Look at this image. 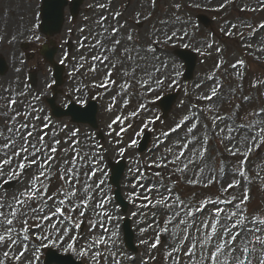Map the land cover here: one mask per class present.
<instances>
[{"label":"rangeland","instance_id":"374dc122","mask_svg":"<svg viewBox=\"0 0 264 264\" xmlns=\"http://www.w3.org/2000/svg\"><path fill=\"white\" fill-rule=\"evenodd\" d=\"M89 1L84 4L83 9L90 5ZM238 1L230 0L226 10V4L223 3V0H130L134 6L133 12L138 11L140 15L149 12V22H145L147 26H143L138 32L135 24L134 27L130 26L125 29L127 25L122 20L119 22L109 20L108 24L110 25L116 27L123 25L124 27H120L123 30L121 32L127 37L132 30L131 36L138 33V39L147 41L146 44L149 46L155 44V40L151 37L152 30H162L163 28L162 31L164 32V29L173 28L170 29L173 31L168 30L164 35L170 37L172 32L177 31L183 37L181 39L182 47L197 54L198 60L195 77L189 83L183 81L178 83L176 68L173 65L167 66V69L164 68V72H161L159 76L151 77L148 83H143L149 88V111L133 96L127 99L122 95L117 97L116 105L125 99L131 104L125 108H121V106L118 109L114 108L111 111L108 110L109 108H103L98 116L99 132L97 133L103 136L100 141L97 139V133L85 126L72 125L68 119L57 120L52 118L46 110L44 96L39 101L37 108L39 111L30 109L31 102L21 92L22 86L29 89L23 80V74L33 69L38 61L34 59L24 60L22 53L20 54L19 45L29 43L31 44L30 49L35 50L41 44V42L33 43L36 35L38 0H0V56L6 60L9 68L8 74L4 78H0V132L8 134L9 124L18 127L21 123H25L24 115H19L16 121H12L11 117L20 113H27L29 122L35 117H39L35 123L40 127H43L44 122L47 121L49 135L58 133L54 139L61 141V150L67 147L63 143L64 140L78 139L81 141L79 147L82 151H98L99 155L95 156L94 160L96 161V168L102 169V171H98L97 175L93 177L92 185L95 187V184L100 183L101 180L103 183L99 189L93 192V208L95 203H100L103 198L109 201L105 205V210L114 218H119L108 223L110 229L108 233H101L99 229L89 233L87 225H85L81 229L82 238L79 240V244L74 246V251L71 253L65 251L67 238L65 243L53 249L61 254H71L82 264H93L91 252L89 257L82 258L78 255L79 251L93 236L99 238L102 235L105 237L106 244L111 243L107 237L114 233L115 243L112 244V248L108 249L106 246H101L100 251L108 255L107 260L103 256L100 258V264H115L110 255L111 252L117 254L120 264H145V262L147 264H172L171 257L165 259L168 252L173 248L171 233L164 229L163 225L167 215L173 209L137 208L136 204L144 202L142 198L129 203L130 197L137 191L132 185L139 178L141 171L146 174L150 172L160 173L159 178L150 176L146 181L147 184L160 186L161 180L163 181L161 193L149 194L152 197V202L157 199L163 200V196L167 195L169 196V204L177 202L181 204V207L175 210L182 213L193 211L195 208L204 205V210L193 217L197 222L211 216V213L218 210L219 207H224L229 212L235 210V203H240L245 199L244 193L246 191L247 200L242 205V210L238 212V216L243 215L245 217V231L247 228L257 229L255 233H249L251 239L254 240L257 236L264 234L260 231L261 227L264 226L249 223L251 220L264 219V30L260 36L255 37L256 40L245 41V37L253 36L256 28L264 24V5L260 6V2H264V0H252L253 2L240 0V5L237 6ZM116 2V8L122 10L125 5L124 0H116ZM108 3L109 0L106 1V4ZM231 3L233 4L231 5ZM207 8H213L215 11L213 13L202 11ZM133 12H131V16ZM199 13H204L213 20L212 29H204L200 25H196L195 15ZM131 16L130 14L125 16L130 23L132 20H136L134 16H132L134 19ZM84 17L85 14L82 17L80 15L73 24H67L65 31L59 37L69 38L71 30H74L75 34L78 33L77 38H80L82 33L80 30L83 29L82 26H85L83 24ZM89 20L91 21L90 26L85 27L94 29L96 26L94 18L89 16ZM160 20L162 21L160 22ZM138 21L141 22V19ZM163 32L160 34L162 35ZM87 33L91 39L94 38L92 30H88ZM116 39L111 41L114 42ZM119 40L121 44L122 36L119 37ZM120 44L115 45V48L120 47ZM125 48H133V46L126 44ZM49 72V68L43 64L38 66V75L41 76L37 81L36 91L37 89L40 92L46 91L45 86ZM158 80H163L164 83L157 84ZM141 88L135 85L132 90L138 95L141 92L136 93V91L142 90ZM153 89L156 90L153 91ZM29 90L31 91V89ZM175 90H179L180 97L171 113L168 114L167 119L162 120L154 103L165 92ZM214 90L216 91L215 96L212 100H208L207 97L212 95ZM39 95L40 93H38ZM13 99L16 101L13 105L14 110L7 107ZM59 100H62V95L55 101L58 105ZM140 106L143 107L140 108ZM133 113L138 114L128 119ZM118 116L124 119L123 125H113L112 129H109V125ZM149 121H154V123L149 124ZM146 124L147 128H145ZM193 124H196V128L192 133H189L187 129ZM129 125L131 127H128ZM121 127L128 128V130L122 134V137H118L116 133L121 131ZM229 127L233 131H229ZM142 128L144 129L143 132H141ZM173 129L178 130L173 132ZM110 131L112 135L108 134ZM72 132H76L77 136L71 137ZM138 132H141L139 136H137ZM144 132L151 137L150 145L147 152L138 154L136 147L128 148V144L133 139L136 140L137 144ZM166 133L168 135H165ZM188 139H195L196 142L184 150L185 158H182L181 162L176 165H168L167 168L148 167L149 164L158 161L161 164H166L168 160L174 159L175 154L183 150L182 147H176V145L182 146L187 143ZM205 140H207L206 144L203 143ZM3 143L4 141L0 140V146ZM93 144L97 145L96 149L84 147V145ZM249 147L253 150L249 152L244 163L243 171L247 177L245 180L239 175L241 161L244 160V157L239 154L232 155L229 148H232L233 151L239 148L243 152L247 151ZM200 150L205 152L202 158L198 155ZM121 151H124L123 156L119 155ZM4 158L0 157V160ZM68 159H71V155L68 156ZM118 159H123L127 163L126 171L120 181V193L123 200L128 204L125 215L130 220V228L134 233V244L138 249L135 255L128 253L123 247L120 226L124 216L113 201V189L107 181L109 165ZM187 160L193 162L184 172H180L179 168L183 167ZM17 162L18 160L14 161L13 166ZM11 170V167H6L4 172L0 173V186H2L0 187V199L4 200L6 207L8 204L14 203L20 193L28 191L27 186L37 172V169H30L21 178L12 176L10 182L5 184L4 181L9 180L7 173ZM52 173V178L49 180V195L62 188L57 169L53 168ZM232 183H238V187L223 192ZM6 185H12L13 188L10 187L6 190ZM169 187L172 188L171 192H168ZM141 191L143 190L141 189ZM225 198H234L233 204L219 206L208 203ZM134 213L135 215H133ZM142 213L145 214L142 215ZM91 216L90 210L86 220L90 219ZM103 219L108 220L107 217ZM149 224L156 225L164 233L160 236L159 246L156 249H151L150 245L156 241L157 232L149 228ZM31 226L35 227L34 224ZM15 227L18 231L23 229L22 224H16ZM144 228H148V231L141 234V229ZM208 231L209 229H205L204 234L206 235ZM0 234L10 235L17 241L20 240L18 235L9 234L2 229H0ZM37 234H39L38 231L29 235ZM142 241H147V243H142ZM185 243L187 244V242ZM200 243L203 241L201 240ZM247 248L252 250L250 253L251 264H260L259 258L264 256V245L249 243ZM46 249L40 241L31 240L25 256L17 261L14 257L23 250V245L9 248L7 244H0V260L3 261V264H33V262L34 264H42L43 253ZM211 250L215 251V249ZM4 251L9 252L8 257L3 256ZM183 251L184 249H181V264H183ZM200 251L201 249L198 248L197 256H199ZM240 255L247 264L248 255L245 253ZM222 258L227 261V264H232L231 256L222 254ZM204 264H215V262L206 260Z\"/></svg>","mask_w":264,"mask_h":264},{"label":"snow or ice","instance_id":"6c2138e0","mask_svg":"<svg viewBox=\"0 0 264 264\" xmlns=\"http://www.w3.org/2000/svg\"><path fill=\"white\" fill-rule=\"evenodd\" d=\"M111 2V0H109ZM103 7V6H102ZM106 19V18H104ZM113 19H116L114 16ZM98 23L103 24V19L98 21ZM120 27H124L120 25ZM264 28V25H261ZM118 29L113 30L111 33L104 30L98 35L102 39H108L109 37H114L117 35ZM175 35V34H173ZM181 39L183 37H180ZM131 40V35L128 37ZM172 37H168L171 40ZM167 43V41H164ZM120 40L114 41V46L105 47L100 40H97L95 44H91V47L96 49L97 55L92 59L90 72L96 73L98 70L97 65L104 66L102 70L106 71V76L104 80L99 85H93V87H101L106 89H111L115 81H110L109 78L113 76L112 69L117 67V64L112 62L109 64V57L104 55V52H115V45H119ZM148 51H153L149 48ZM123 56V53H120ZM131 59V58H130ZM63 63V61H61ZM83 63V61H81ZM235 67V66H234ZM79 71V69H77ZM135 68H133V72ZM158 71V70H157ZM122 76L129 77L132 72L124 71L121 73ZM155 75V72L152 73ZM163 80H158L157 84H163ZM142 84L141 87H144ZM49 88L52 87L51 84L48 85ZM123 89L124 93H128L131 88L130 84H121L119 86ZM156 89H153L155 91ZM120 92H117L116 97H113L111 104L114 106L117 102V97L120 96ZM216 91L214 90L212 95L207 97L208 100H212L215 96ZM15 99L7 105L9 109H13L15 104ZM121 108L128 106V100L125 99L120 105ZM83 107V105H81ZM14 110V109H13ZM109 111L112 110L110 107ZM37 111H39L37 109ZM138 113H133L128 119L133 118ZM19 115L25 116V123H21L18 127H14L12 124L8 125V134L0 132V140L4 143L0 146V157H5L0 160V173L4 172L6 167H11V172H8L9 180H5L4 183L8 184L12 176L21 178L23 174L30 169H37V172L33 175L30 183L28 184V191L22 192L16 197L14 203H10L5 206L4 200L0 199V229L9 233L18 235L20 240L17 241L10 235L0 234V244H7L9 248L15 247L17 245H23V250L19 252L17 256L14 257L15 260L19 261L25 256L28 251V246L31 240L40 241L44 248H54L59 247L61 244L65 243L67 238L68 242L66 244V252H73L74 246L79 244V240L82 238L81 229L87 225L88 232L92 233L99 231L101 233H108L110 231L108 223L113 221L114 218L108 211L105 210V205L108 204V200L102 198L100 203H95L93 208L92 202L94 201L93 192L100 188L103 180L100 183L92 185L93 177L97 175L98 171L102 169L96 168V161L94 157L99 155L98 151H82L79 145L81 141L78 139L63 141L67 147L60 149L61 141L59 139H54L58 133H52L49 135L47 121L44 122V126L40 127L35 123L39 117H35L31 122L28 121L27 113H20L12 116V121H16ZM124 119L118 116L113 120L112 124L109 125V129H112L113 125H123ZM149 124L154 123V121H149ZM215 123V121H214ZM128 127H131L129 125ZM147 128V124L145 125ZM196 128V124H193L187 129L189 133H192ZM128 128L121 127V131L117 132L118 137H122V134L126 132ZM149 131L151 129H148ZM178 129H173L175 132ZM144 129H141L143 132ZM223 131V129H221ZM229 131H233L229 127ZM137 133V136L141 134ZM38 133H42L39 134ZM112 135L110 131L108 133ZM71 137H76L77 133L72 132ZM165 135H168L167 133ZM259 135V133H256ZM244 138L242 137V140ZM195 139H188L187 143L181 145H176V147H182L183 150L175 154V158L168 160L166 164H161L159 161L154 164H149V168H167L168 165H176L178 162L185 158V151L189 145L194 144ZM163 143V141H161ZM207 143V140L203 141ZM84 147H91L93 149L97 148V145H84ZM136 147V140L128 144V148ZM235 147V146H234ZM253 149L249 147L247 151L241 152L239 148L233 151L229 148V152L232 155H242L244 160L241 161V171L239 175L247 180L245 172L243 171L244 163L247 160L249 152ZM14 153V154H13ZM71 155V159L68 156ZM120 156L124 155V151L119 153ZM198 155L202 158L205 155L203 150L198 152ZM19 158V159H18ZM62 158V159H61ZM14 164V161H17ZM192 160H187L184 162L183 167L179 168L180 172H184ZM56 168L59 173V179L62 182V188L58 189L56 193L49 195L48 190L50 187L49 180L52 178V169ZM83 170V171H82ZM150 176L160 177L159 172H140L139 178L133 183L132 187L136 189V194L130 197L129 203L132 201L142 198L144 202L138 203L135 206L137 208H148L155 209L157 207L173 209L171 213L167 215V219L164 222V229H167L171 233V242L173 243V248L168 252L166 260L168 257L172 258V264H181L180 253L181 249L183 251V264H204L206 260L215 262V264H227V261L222 258L224 256L232 257V264H245V260L241 258V253L248 255L247 264H251V249L247 248L249 243L256 245H264V234L257 236L254 240L250 238L249 233H255L257 229L247 228L245 231V217L243 215L238 216V212L242 210V205L246 203L247 192L245 191V199L240 203H235V210L229 212L224 207H219L218 210L213 211L211 216L197 222L193 217L195 214L200 213L204 210V205L195 208L193 211L187 213H182L175 209L181 207L180 203L169 204V196H163V200L157 199L152 202V197L150 193H161V188L163 187V181L161 180L160 186H155L152 184H147ZM82 181V182H81ZM139 185V188H137ZM207 186V185H205ZM2 187V186H0ZM238 187V183L229 184L228 188L224 189L223 192H228L229 189ZM141 189L143 191H141ZM172 188H168V192H171ZM223 192L221 193L223 195ZM233 199H220L215 201H210L208 203L216 204L219 206L233 204ZM187 207V205H184ZM91 210L92 216L90 219L88 213ZM145 213H142L144 215ZM135 215V213L133 214ZM107 217L108 220L105 221L103 218ZM99 218V219H98ZM235 218V219H234ZM139 223V221H138ZM249 223L264 226V219L251 220ZM16 224H22V231H18L15 227ZM34 224L35 227L31 225ZM171 226V227H169ZM149 228H152L157 232L156 241L150 245L151 249H156L159 246V238L164 233L161 232L156 225L149 224ZM205 229H209L205 235ZM240 229L239 231H234ZM39 232V234L30 236V233ZM148 231V228L141 229V234ZM261 233H264V227L260 229ZM75 233V234H73ZM108 241L111 243L106 244L105 237L102 235L99 238L95 236L87 240L83 248L79 251L78 255L82 258L89 257L91 252V260L93 264H100V258L103 256L107 260L106 253L100 251L101 246H106L108 249L112 248V244L115 243L114 233L107 237ZM203 243H200V241ZM177 241H179L177 243ZM187 242V244L185 243ZM142 243H147V241H142ZM201 249L199 256H197V249ZM211 249H215L212 251ZM39 251V250H37ZM115 264H120V259L114 252L110 253ZM4 257L9 256L8 251H4ZM39 257L37 256V259ZM260 264H264V256H260ZM0 264L3 261L0 260ZM34 264V262H33ZM147 264V262H145Z\"/></svg>","mask_w":264,"mask_h":264},{"label":"water","instance_id":"95a60500","mask_svg":"<svg viewBox=\"0 0 264 264\" xmlns=\"http://www.w3.org/2000/svg\"><path fill=\"white\" fill-rule=\"evenodd\" d=\"M53 20L55 21V19H53ZM181 55L187 62V71H186L187 75H186V77H188L191 74V72H192V66H191V63H190V58L187 55H185V54H181ZM167 102L170 103V100L168 99ZM168 106H169V104H162V108L165 109V111L168 110V108H169Z\"/></svg>","mask_w":264,"mask_h":264}]
</instances>
